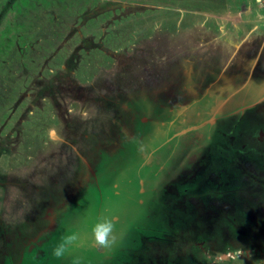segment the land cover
Segmentation results:
<instances>
[{"label": "rangeland", "instance_id": "374dc122", "mask_svg": "<svg viewBox=\"0 0 264 264\" xmlns=\"http://www.w3.org/2000/svg\"><path fill=\"white\" fill-rule=\"evenodd\" d=\"M259 27L264 30V0H0V264H72L77 257L81 264H211L218 252L228 264H264L263 209L249 210L234 198L230 204L237 208L225 204V213L214 212L221 217L219 231H211L209 220L211 206L217 207L213 196L227 193L228 182L221 179L234 166L244 173V190L264 191L263 158L251 161L234 151L243 161L234 158L211 170L207 149L193 152L201 149L204 129L181 122L192 111L183 100L190 84H184L198 88L205 71H215L216 60L227 53L211 43H226L224 32L240 36ZM258 36L253 33L246 44L252 55L262 46V57L247 68L263 83L264 39L261 45ZM196 51L202 59H194ZM179 56L177 65L173 58ZM132 98L146 101L136 108L147 112L138 115L150 130L138 143L132 138L139 149L127 162L119 144L136 136L126 109ZM238 126L259 129L252 119ZM229 128L221 123L213 130L214 159L231 144L245 153L256 150L255 143L238 141L241 131ZM169 137L176 143L163 156L177 174L172 168L162 177V159L155 160L162 206L152 197L144 205L150 195L142 174L151 169L146 149ZM184 185L197 187V200L179 190ZM149 203L150 222L140 225ZM98 217L115 224L112 250L86 246L53 257L62 236L77 231L86 238ZM239 217L246 220L232 223ZM230 232L244 244L226 243L225 253L217 246Z\"/></svg>", "mask_w": 264, "mask_h": 264}, {"label": "flooded vegetation", "instance_id": "af4514ba", "mask_svg": "<svg viewBox=\"0 0 264 264\" xmlns=\"http://www.w3.org/2000/svg\"><path fill=\"white\" fill-rule=\"evenodd\" d=\"M186 70H185V74H186ZM188 74H191V72L188 71ZM215 77L218 75H214ZM224 77V76H222ZM218 78V77H217ZM191 80L192 77H190ZM234 79V78H233ZM232 79V80H233ZM212 80H208L206 75H204V79L202 80V82L205 83H197L199 84L198 88L196 87H192L191 83L188 82V80L186 81V84H190L189 87L184 90H186L187 92V96L185 97V99L187 101V106L190 107V109L192 110L191 113L189 114H184V116L181 119L182 124L187 125L188 126H196L198 129H201L200 131L202 132L204 129V133H207V131H205L206 127L209 128H213L209 131V133H207V137H208V141H211L215 136H216V131L213 132L214 128L216 126H218L219 124H223L225 129L228 130H232L229 128V126L231 125L232 127H235L233 130H236V127L239 128L238 125H241V127H243L244 121L247 120H253V123H255L256 125L259 126V129L253 134L251 135L249 130H245V128L243 127V129H237L238 131H241L239 133H237L236 135L239 137L238 141L240 143H246V141L255 143L256 145V150L253 152H246L243 153L242 155L246 158H251V160L255 157H260L261 160L263 158L262 164H261V169H264V113H262V111H257L256 108H254L255 105L261 104L262 103V92L264 91V83L262 84L261 87H255V85L248 83V85H245L243 88H239L237 90L234 89V85L232 83H224L222 84V86H220V84L216 85L218 82H211ZM221 81V80H220ZM195 83V84H196ZM183 84V83H182ZM204 84V87L203 85ZM231 84V85H229ZM217 90H219V94H217ZM231 91L232 93L230 95H228L227 97H222L223 93L225 91ZM192 95V96H189ZM261 96V97H259ZM258 97L260 99H258ZM134 99L132 105L130 106V108L127 106L126 109L128 111H130V113L132 114L131 117V124L135 132V135H131V137H129V139L126 140H122L121 144H119V150L123 151L124 150L127 152L125 157H123L125 159V161L130 162L129 160H132L133 157H136V151L139 149V147H136L134 144H132V138L134 139L135 137V142L138 143L139 139L138 137L141 138H149V128H142V120L141 116H143V114L147 113L146 111L143 112V109L140 108H136L137 104L141 105H146V101L145 100H141V99H136V98H132ZM146 99V98H144ZM149 100V99H148ZM148 102V101H147ZM143 108V107H142ZM142 114L140 117L139 115ZM259 114V116L257 115ZM140 119V120H139ZM141 121L140 123L138 121ZM241 121V122H240ZM180 122V121H179ZM178 122V123H179ZM197 122V123H195ZM240 122V123H239ZM141 128H140V126ZM236 124V125H235ZM238 124V125H237ZM152 125V124H151ZM190 128V127H188ZM195 128V127H193ZM191 129V128H190ZM192 130V129H191ZM236 130V131H237ZM212 135V137H211ZM214 136V137H213ZM170 139L165 140L164 142H162L160 144V146H158L155 149H146V151H148V155H147V160H149V165L148 167L151 168L150 172L147 173H143L142 174V186L143 184L149 185V188H145L142 187L143 189H146L147 194H149L150 196L148 197H152L155 199L154 203L155 205H160L161 202L159 201L160 199V195H161V189L160 187H158L157 185V178L155 176V174H153L154 169H155V163L157 159H162V166L161 168L163 169L162 172V177H166L169 173L170 170H173V173L176 172L175 174H177V171H174L175 167L173 164H169L167 163V161H169L170 159H165V157L163 156L166 151L165 149L169 146V144L173 145L176 143L175 139L169 137ZM210 138H212L210 140ZM215 139V138H214ZM207 145H209L208 142H206ZM210 144H212V142H210ZM202 147L200 146V151L196 152L193 151L195 154L199 155L202 154ZM145 151V152H146ZM189 151L184 150L183 153H186ZM164 157V158H163ZM187 157V156H186ZM186 157H184L183 155V159L186 160ZM260 158L258 160H260ZM254 159L255 162L258 163V160ZM185 163V162H184ZM188 163V162H187ZM152 164V165H151ZM192 164V162L190 163ZM177 169V168H176ZM235 171V166L233 168V171L228 172L226 175L227 177L225 179H221V180H226L228 182L229 187H227V193H218L216 194L217 196H213L214 199V203L215 206L217 207H212L214 209V211L211 213V218H209V220H211V230L212 232L214 231V233L217 232L218 229L216 228H222L221 225L219 226V224L216 223V220L218 218H221L218 213L216 215V212L219 208L221 209L224 213L225 210L224 208L226 206H224L225 204H227V209L228 207H238V204H236V206L232 205L234 203V201H241L242 203V207H246L250 205V207H259V208H264V201L262 202L261 198L259 195H261L260 193L258 194V189H254L253 191H248L247 189H243L241 184V178L242 175H244V173L242 172H234ZM237 176V178L235 177ZM162 179V178H161ZM177 179V178H176ZM175 179V180H176ZM146 181H149L148 183ZM157 181V182H156ZM141 184V183H140ZM156 184V185H155ZM233 184H235L234 186H232ZM176 187V185H175ZM179 190L181 192H187V195H191L194 198H196V200L198 199L197 197H199L201 195L200 192H198L197 187L195 186H189L188 189H186L185 185L179 187ZM200 191V190H199ZM246 193H245V192ZM198 192V193H197ZM252 192H256L253 193ZM255 194V195H254ZM173 195L170 194V196ZM236 199L232 202V204H230L232 199ZM148 200V198H147ZM264 200V199H263ZM219 201V202H218ZM221 201V202H220ZM141 202H144V205L146 204V200H142ZM231 206H230V205ZM229 205V206H228ZM162 206V204H161ZM244 207V208H245ZM213 215H215L213 217ZM162 217V216H161ZM160 217V218H161ZM208 217V215H207ZM246 218V216H243ZM243 217H239L238 220L236 221L235 219L232 220V223H242L241 221H245L246 219L242 220ZM163 218V217H162ZM232 218V217H230ZM215 221V222H214ZM214 222V223H213ZM158 223V222H157ZM227 233V232H226ZM228 236H226V238H223V240H221V242L223 241L224 243H218V239L214 240L216 241V243H218L217 248L219 250H221L222 248H224V252H225V247H238L239 245L242 244L243 241H237L238 239H236V236L232 234V232H230L229 234H227ZM215 237V236H214ZM214 239V238H213ZM249 240V239H248ZM239 242H241V244H239ZM228 243V245L226 244ZM244 244V242H243ZM224 245H227L225 247H223ZM221 247V248H220ZM226 253V252H225Z\"/></svg>", "mask_w": 264, "mask_h": 264}, {"label": "crops", "instance_id": "0c3cea01", "mask_svg": "<svg viewBox=\"0 0 264 264\" xmlns=\"http://www.w3.org/2000/svg\"><path fill=\"white\" fill-rule=\"evenodd\" d=\"M253 33H258L259 37L261 36L260 42L262 45V36L264 39V30H262L261 27L256 28V29L250 28V29L246 30L245 32H243L240 36H237L236 33H234V32L229 33L230 34V36H229L227 33L224 32V33H222L221 38L224 37L223 39L226 41V43L221 44L222 46L219 43H218V45H216L214 43L215 41L213 43H211L210 47H216L217 50H221V49L224 50V46H225L226 51L229 52V50H230V54H229L230 57L226 59L228 62L227 65L226 66L223 65V70H227V68H228L229 73L226 72L223 74V70H222V72L219 74V72L215 73V71L212 68L211 69L208 68L204 74L206 75V77L208 76V74H210L211 79L207 78L209 81L212 80L211 82L213 83V82H218L219 80H221V82L220 83L218 82L216 85L220 84V86H222L223 82L224 83H229V82L232 83L235 79V85H234L235 90H237L239 88L240 89L243 88L245 85H248V83L255 85V87H261L262 86L264 81H263V83L259 81V80H262V75L258 77L252 71V69L254 68V65H258V60L260 57H262V46L257 49V51L254 53V55H252L250 45L246 44L251 39ZM234 40L236 41L235 43H234ZM243 48H246V50L242 51ZM236 57L239 58V60L236 59ZM256 58H258V59H256ZM242 60H243V62H242ZM244 61H246V63H244ZM255 61H256V63H255ZM249 65H252V67H251L252 69L247 68V66H249ZM263 68H264V66H262L261 71H263V73H264ZM215 74L218 76L215 77L214 76ZM226 74H228V75H226ZM221 76H224V78L223 77L221 78ZM217 91H218L217 94H219V90H217ZM231 93H232L231 91L226 90L223 93V95L227 97ZM254 108H256V110L258 112L262 111V113H264V96H262V103L255 105Z\"/></svg>", "mask_w": 264, "mask_h": 264}, {"label": "clouds", "instance_id": "9594fccd", "mask_svg": "<svg viewBox=\"0 0 264 264\" xmlns=\"http://www.w3.org/2000/svg\"><path fill=\"white\" fill-rule=\"evenodd\" d=\"M117 243L115 224L108 217H98L89 227L87 237H82L77 231H69L61 237L60 242L53 248L52 255L56 259L64 258L74 249L86 246L95 247L105 252L114 248ZM211 264H228L224 253H216L210 257ZM72 264H81L80 259L74 258Z\"/></svg>", "mask_w": 264, "mask_h": 264}, {"label": "trees", "instance_id": "16d2710c", "mask_svg": "<svg viewBox=\"0 0 264 264\" xmlns=\"http://www.w3.org/2000/svg\"><path fill=\"white\" fill-rule=\"evenodd\" d=\"M27 1H30V0H27ZM22 4H23V2H22ZM12 5V4H11ZM206 40V39H205ZM260 40H261V38L258 36V41H259V44H261V42H260ZM262 41H263V36H262ZM2 42V41H1ZM0 42V43H1ZM258 47V45L257 46H255V48H257ZM189 48H190V46H189ZM185 54H188L189 52L188 51H185L184 52ZM194 54H196L195 55V60H199V59H202L201 57H202V55L203 54H200V53H198V51H196V52H194ZM194 56V55H193ZM169 57H173V56H169ZM204 57V56H203ZM217 58H219V56H216ZM229 57V55H228V51H227V53H226V55L224 56V60L223 61H221V60H216V62L215 63H217L216 65V67L217 68H215L216 70V72H219L220 70H221V68H222V66L220 65V63H222V65H223V63L225 62V60L227 59ZM179 58H180V56L179 57H177V58H173V60H174V62L176 63V62H179ZM209 60H211L212 61V59L210 58ZM210 62V61H209ZM180 64V63H179ZM221 66V67H220ZM197 69H195V71H196ZM194 73V72H193ZM220 73V72H219ZM191 74H192V72H191ZM204 76V75H203ZM191 77H192V79L193 80H195V77L193 78V74L191 75ZM203 78V77H202ZM202 83H205V82H202ZM258 116H259V114H257ZM211 128V127H210ZM201 132V131H200ZM256 132V131H255ZM255 132H253V130L251 129L250 130V133H251V135H253ZM207 133H209V131H207ZM207 133H204V135L202 136V138H203V141L204 142H202V144L200 145V146H203L202 147V149L204 150V149H207V162L209 163V161H211L212 163H214V164H212L211 165V170L214 168V169H218V167H221L222 166V164L223 163H227V161H234V158H238L239 160H240V156L238 155V154H236V153H234V151H238V152H241L242 154L243 153H245V152H243V151H241L240 149H238L237 147H235V149H233V146H232V144L231 145H229L228 144V138H222V139H224L223 140V143H225V145H227L229 148H230V150H228L227 148H225L227 151L225 152L224 150H221V155L219 156V157H217V158H215L214 159V151H212L213 150V147L214 146H216V145H218V143H216L217 141H216V136L212 139V138H210V140L211 141H208V137H207ZM217 135V134H216ZM211 137H212V135H211ZM206 142H208L209 143V145H207L206 144ZM210 142H212V144H210ZM227 143V144H226ZM223 147V146H222ZM203 153V152H202ZM205 154V153H204ZM204 154L202 155V156H204ZM220 157H221V159H220ZM206 159V158H205ZM229 159V160H228ZM232 161V162H233ZM240 161H243V159L242 160H240ZM252 161V160H251ZM213 165H214V167H213ZM214 172V171H213ZM263 185V187H264V184H262ZM259 191H258V194L260 193L261 195H262V197H260L261 198V200H262V202L264 201L263 199H264V191H262V189L260 190V189H258ZM262 191V192H261ZM146 200V202H147V199H145ZM144 200V201H145ZM150 200V197H148V201ZM147 207H146V213L141 217L142 219H140L139 220V224L141 225L142 224V221H144L145 220V222L146 221H148L147 219H148V212H150L149 214H152V211H151V209L150 208H152V207H154V206H152V204L151 203H149V204H147L146 205ZM247 208H249V210H256V208L257 207H250V205L249 206H247ZM260 209V208H259ZM263 209V211H264V208H261L260 210H262ZM258 210V209H257ZM257 217V216H256ZM262 217H264V215H262ZM208 218V217H207ZM142 220V221H141ZM262 221H264V219H262ZM150 221H148L147 223H149ZM159 224V223H158ZM157 224V225H158ZM143 228V227H142ZM141 228V229H142ZM221 228L219 227L218 228V231L220 230ZM138 230H139V228H138ZM130 235H131V233H130ZM128 237V236H127ZM260 262V264H262V261L260 260L259 261ZM149 263H150V261H149ZM151 264V263H150ZM161 264H163V263H161Z\"/></svg>", "mask_w": 264, "mask_h": 264}, {"label": "bare ground", "instance_id": "6f19581e", "mask_svg": "<svg viewBox=\"0 0 264 264\" xmlns=\"http://www.w3.org/2000/svg\"><path fill=\"white\" fill-rule=\"evenodd\" d=\"M184 43H185V42H184ZM189 43H190V42H189ZM190 44H191V43H190ZM186 45H187V44H186ZM176 64H177V63H176ZM164 65H165V61L162 62V67H165ZM177 65H178V64H177ZM167 66H168V65H167ZM69 99H70V98H69ZM63 101H64V100H63ZM70 102H71V101H70ZM64 104H65V103H64ZM99 112H100V111H99ZM102 114H103V112H102ZM77 121H78V120H77ZM77 121H76V123H77ZM79 121H80V120H79ZM79 121H78V122H79ZM83 122H84V121H83ZM98 122H99V121H98ZM81 125H82V124H81ZM74 132H75V131H74ZM83 133H84V132H83ZM61 169H62V168H61ZM61 169H60V170H61ZM55 174H56V173H55ZM59 174H60V173H59ZM58 176H59V175H58ZM61 180H62V175H61ZM63 181H64V180H63ZM4 215H5V212H4ZM6 217H7V216H6ZM13 219H14V218H13Z\"/></svg>", "mask_w": 264, "mask_h": 264}]
</instances>
